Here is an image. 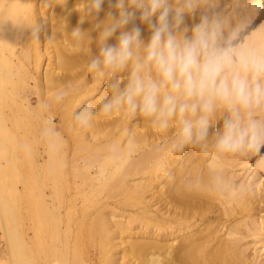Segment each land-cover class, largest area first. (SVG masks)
<instances>
[{
	"label": "bare ground",
	"instance_id": "obj_1",
	"mask_svg": "<svg viewBox=\"0 0 264 264\" xmlns=\"http://www.w3.org/2000/svg\"><path fill=\"white\" fill-rule=\"evenodd\" d=\"M47 2L0 0V264H264V159L175 153L174 128L99 114L107 85L87 67L98 32L77 48L73 29H92L83 0ZM251 6L256 25L264 0ZM109 11L105 0L99 19ZM89 103L97 115L79 130Z\"/></svg>",
	"mask_w": 264,
	"mask_h": 264
},
{
	"label": "clouds",
	"instance_id": "obj_2",
	"mask_svg": "<svg viewBox=\"0 0 264 264\" xmlns=\"http://www.w3.org/2000/svg\"><path fill=\"white\" fill-rule=\"evenodd\" d=\"M104 3L83 0L80 23L88 19L92 29L71 32L77 48L98 32L99 53L87 67L107 85L99 114L142 118L161 132L174 128L175 153L197 148L217 158L264 159V25H255L251 0L224 6L222 0H108L115 12L100 20ZM198 11L199 22L189 28L186 15ZM137 19L148 26L147 42ZM68 94L61 90L54 99ZM96 115L93 104H84L73 114L74 126L87 130ZM250 190L234 189L237 196Z\"/></svg>",
	"mask_w": 264,
	"mask_h": 264
},
{
	"label": "rangeland",
	"instance_id": "obj_3",
	"mask_svg": "<svg viewBox=\"0 0 264 264\" xmlns=\"http://www.w3.org/2000/svg\"><path fill=\"white\" fill-rule=\"evenodd\" d=\"M47 1H48L47 5L51 9L52 5H54L55 0H47ZM230 3H231V0H222L221 6H224L225 4H230ZM256 25H264V12H263L262 17L260 18V20L258 21V23ZM262 153H264V149H263ZM259 159H260V157H259ZM240 168H241V166L239 165L235 169H236V173L238 174V177L236 178V180H240L241 181L245 177V175L241 176L242 172H241ZM259 173L263 175V171L261 169L259 170ZM262 209H263V211L261 212V214H264V205H263ZM250 239L251 238L249 237V238L246 239V241H248ZM2 246H3V240L0 238V249H2ZM252 247H253V245H249L247 252H249V251L252 252ZM261 258L264 259V254L262 255Z\"/></svg>",
	"mask_w": 264,
	"mask_h": 264
}]
</instances>
